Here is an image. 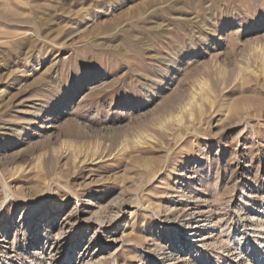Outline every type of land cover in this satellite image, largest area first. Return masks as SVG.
Instances as JSON below:
<instances>
[{"label":"rangeland","instance_id":"374dc122","mask_svg":"<svg viewBox=\"0 0 264 264\" xmlns=\"http://www.w3.org/2000/svg\"><path fill=\"white\" fill-rule=\"evenodd\" d=\"M262 222L264 0H0V264H252Z\"/></svg>","mask_w":264,"mask_h":264},{"label":"bare ground","instance_id":"6f19581e","mask_svg":"<svg viewBox=\"0 0 264 264\" xmlns=\"http://www.w3.org/2000/svg\"><path fill=\"white\" fill-rule=\"evenodd\" d=\"M199 210H201V209H199ZM192 211H194V213H193V215H191L190 214V216H194V218L195 219H198V221H200L199 219H202V218H205V216H204V214L203 213H197L198 212V209H196V208H193L192 209ZM191 212V211H190ZM212 217V216H211ZM208 218V217H207ZM209 219V218H208ZM207 219V220H208ZM210 220V219H209ZM253 220H254V223H256V221H258V219H256V217H254L253 216ZM264 223L262 222V223H260L259 225L258 224H253V229L255 230V234L257 233L258 234V236H257V238H259L260 237V239H256V240H254L253 242H252V244H249L248 246H246V247H248L247 249H246V247L244 248V246L245 245H243V244H241L240 242H236L235 244H234V246L236 247V250L238 251V253H239V256L238 257H240V256H243V257H245V256H248L249 257V255H250V257L249 258H251V256H253L254 257V263H252V264H264V247L263 248H261V249H259V251L257 250V248H256V246L258 245V244H262L263 242H264V235H261V232L263 231V228H264V225H263ZM199 226V223L197 222L196 223V227H198ZM214 226H216V225H214ZM251 226V225H250ZM195 227V228H196ZM193 233V232H192ZM214 234V233H213ZM192 237V236H191ZM197 237V235L195 236V238ZM206 238H204V239H201V241H202V243H205V241H207V240H205ZM260 240H263V241H260ZM206 244V243H205ZM243 245V246H242ZM191 249H190V247H188V248H185V252H188V251H190ZM182 251H183V249H182ZM199 255H197L196 256V260H195V263H197L198 261H200V263L201 262H203V259H204V257L200 254V253H198ZM195 257V256H194ZM244 259V258H243ZM189 261H190V259H189ZM248 261V260H247ZM219 262H222V259L220 258V257H218V259H217V261L216 262H214L215 264H218ZM249 263V262H248Z\"/></svg>","mask_w":264,"mask_h":264}]
</instances>
